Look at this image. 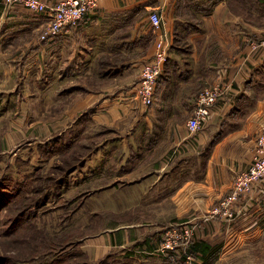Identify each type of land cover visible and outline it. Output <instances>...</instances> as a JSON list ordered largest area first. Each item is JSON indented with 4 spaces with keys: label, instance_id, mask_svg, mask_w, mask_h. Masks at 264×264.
<instances>
[{
    "label": "crops",
    "instance_id": "crops-1",
    "mask_svg": "<svg viewBox=\"0 0 264 264\" xmlns=\"http://www.w3.org/2000/svg\"><path fill=\"white\" fill-rule=\"evenodd\" d=\"M41 1L51 8L60 0ZM236 2L239 4L240 0ZM240 7L245 11L243 5ZM151 13L161 19L159 30H153L149 24ZM245 16L239 6L229 12L226 0H100L96 13L85 16L76 28L43 42L38 36L48 25L47 17L23 7L7 8L0 0V53L11 47L15 52H27L30 58L38 55L45 62L54 54L57 64L64 65L61 75L64 79L92 77L96 70L102 69L129 68L134 73L131 79L126 76L122 79L124 71L115 72L112 76L118 75L121 82L117 84L112 78L109 86L99 90H92L87 79L90 86L83 101L79 93L72 96L77 102H87L85 108L80 103L72 107V114L87 109L97 126L116 129L128 137L127 150L133 151L129 145L136 135L140 140L134 141L135 147L138 145L145 151L142 156L145 159L140 160L132 173L126 174V184L119 185L117 181L101 184L107 176L99 167L104 164L103 158L92 169L98 173L89 179L90 184H97L91 195L93 198L102 195L101 205L105 207L99 210L91 207L92 204L89 212L91 215L108 213L104 216L109 219L106 229L95 241L101 240L111 249L127 250L122 264H186L183 254L166 258L157 253L158 237L170 224L165 223L164 215H155L161 221L158 223L143 220L135 226L130 222L131 212L137 209L144 217L148 214L150 205L145 202L155 193L165 198L155 202H160L159 207L163 214H168V220L174 219L173 224L191 222L196 226L189 249L191 264L219 263V244H223V250L233 239L247 237L249 240L264 225V182L256 184L230 207L236 214L234 220L212 215L230 196L235 178L249 168L256 139L264 130V95L254 86L256 70L264 66V55L253 54L245 46V39H250L248 45L251 40L264 37V29L257 30L249 24L251 18ZM160 36L170 41L166 69L175 67L177 72V68H183V72L163 78L164 66L163 79L157 85L152 104L156 105L146 108L137 100L135 92L140 70L152 57L154 42ZM184 41L189 47L186 63L177 57L186 54L181 52L179 44ZM173 59L177 61L175 64ZM79 69L83 70L80 75ZM217 82L230 86L229 96L212 109L210 120L202 130L189 135L186 123L192 116L197 94ZM69 83L70 87L79 89V85ZM162 111H169L166 127L159 122ZM186 113L188 116L184 118ZM156 117L161 123L159 126ZM163 130L165 137L156 143L158 133ZM167 174H170L169 180ZM177 175H182L183 182H176ZM116 195L125 200L114 204L112 198ZM106 198L111 204H106ZM121 218L127 221L113 226ZM247 220L252 223L251 229H246ZM151 233L154 234L150 236ZM131 243L137 244L138 251L130 248ZM214 249L217 251L213 252ZM100 251L96 249L97 254Z\"/></svg>",
    "mask_w": 264,
    "mask_h": 264
},
{
    "label": "rangeland",
    "instance_id": "rangeland-1",
    "mask_svg": "<svg viewBox=\"0 0 264 264\" xmlns=\"http://www.w3.org/2000/svg\"><path fill=\"white\" fill-rule=\"evenodd\" d=\"M236 1L226 0L229 12L239 6L246 13L245 17L251 18L249 24L263 30L264 0H240L239 4ZM240 5L256 15L245 12ZM262 39L264 37L254 40ZM245 40V46L251 51V46L247 45L250 39ZM179 44L181 52L186 54L177 57L186 63L189 47L185 41ZM29 55L24 51L15 52L11 47L0 53V264H122L127 250L111 249L104 246L101 240L95 241L106 229L109 219L104 216L108 213L90 214L91 207L99 210H105V207L101 205L102 199L104 201L102 195L97 198L91 195L93 186L97 184H90L89 179L98 173L92 172V169L103 158L104 164L99 167L107 176L101 184L109 185L117 181V184L124 185L128 182L127 175L136 169L142 158L145 159L142 157L145 151L138 145L135 147L134 141L140 140V136L136 135L129 145L134 148L133 151L127 150L125 140L128 137L116 129L97 126L87 109L72 114V107L80 103L81 108H85L87 104L77 102L72 96L79 93L83 101L90 85L92 90H99L109 86L112 78L117 84L121 82L118 75L112 76L115 72L124 71L122 79L124 76L131 79L134 73L129 68L121 71L102 69L96 70L92 77L83 75L64 79L61 76L64 65L60 67L57 64L54 54H51L49 62L42 61L38 55L31 58ZM174 62H177L176 59H173ZM166 64L163 78L176 77V73L183 72V68H177V72L175 67L174 70L166 69ZM82 72L79 69L78 74ZM87 79H90V85ZM69 82L79 85V89L70 87ZM254 86L264 95V66L256 70ZM163 111L159 122L166 127L170 115L169 111ZM157 118L156 124H161ZM165 135V130L159 132L155 142L160 143ZM122 174L124 178L119 177ZM166 176L169 180L170 174ZM174 178L178 184L183 182L182 175ZM94 199L97 201L94 202ZM112 199L114 204L125 200L119 195ZM150 199L145 202L150 205L146 211L148 214L144 217L137 209L131 212L130 222L135 226L143 220L158 223L161 221L159 217L155 219V215L161 214L165 223L173 224L175 220H168V214H163L159 207L160 202H155L165 198L155 193ZM105 202L111 204L109 198ZM126 221L127 218H121L112 224L118 226L117 223ZM245 224L248 226L246 229H251L252 223L247 220ZM163 234L158 237V248ZM233 240L223 250V244H219L217 264H264V225L249 240L247 237ZM136 245L131 243L129 246L136 252ZM97 248L101 250L98 254ZM103 251L107 252L101 254Z\"/></svg>",
    "mask_w": 264,
    "mask_h": 264
},
{
    "label": "built area",
    "instance_id": "built-area-1",
    "mask_svg": "<svg viewBox=\"0 0 264 264\" xmlns=\"http://www.w3.org/2000/svg\"><path fill=\"white\" fill-rule=\"evenodd\" d=\"M3 1L7 8L23 7L34 14L48 18V25L40 37V41L43 42L54 39L69 29L76 28L85 16L96 13L100 2V0H60L49 8L41 0ZM149 24L153 30H159L160 17L151 13ZM249 45L253 54L264 55V39L251 40ZM169 47L170 41L167 38L164 36L157 38L154 42L152 57L140 70L135 94L137 100L146 108L154 102L155 91L168 60ZM229 92L230 86L222 82H217L200 91L194 103L192 116L186 123L189 135H195L202 130L210 120L212 109L218 103L225 101ZM262 182H264V130L256 139L249 168L235 178L230 196L221 202L220 209L218 207L213 210L212 215H221L229 221L234 220L236 214L230 210V207L237 202L240 196ZM196 231V226L191 222L169 224L161 238L157 253L166 258L180 253L186 257L185 263L191 264L193 259L189 254V249L193 244Z\"/></svg>",
    "mask_w": 264,
    "mask_h": 264
},
{
    "label": "trees",
    "instance_id": "trees-1",
    "mask_svg": "<svg viewBox=\"0 0 264 264\" xmlns=\"http://www.w3.org/2000/svg\"><path fill=\"white\" fill-rule=\"evenodd\" d=\"M161 80V79H160ZM203 252V251H202ZM53 264H56V262H54Z\"/></svg>",
    "mask_w": 264,
    "mask_h": 264
}]
</instances>
